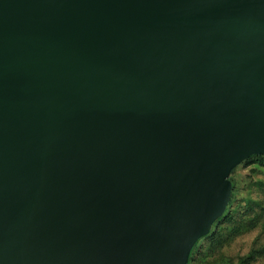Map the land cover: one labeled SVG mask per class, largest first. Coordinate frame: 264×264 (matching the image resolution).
Segmentation results:
<instances>
[{
  "label": "water",
  "instance_id": "obj_1",
  "mask_svg": "<svg viewBox=\"0 0 264 264\" xmlns=\"http://www.w3.org/2000/svg\"><path fill=\"white\" fill-rule=\"evenodd\" d=\"M264 153V0H0V264H187Z\"/></svg>",
  "mask_w": 264,
  "mask_h": 264
},
{
  "label": "rangeland",
  "instance_id": "obj_2",
  "mask_svg": "<svg viewBox=\"0 0 264 264\" xmlns=\"http://www.w3.org/2000/svg\"><path fill=\"white\" fill-rule=\"evenodd\" d=\"M230 177L232 197L188 264H264V155L244 159Z\"/></svg>",
  "mask_w": 264,
  "mask_h": 264
},
{
  "label": "trees",
  "instance_id": "obj_3",
  "mask_svg": "<svg viewBox=\"0 0 264 264\" xmlns=\"http://www.w3.org/2000/svg\"><path fill=\"white\" fill-rule=\"evenodd\" d=\"M262 155H264V153H263V154L251 155V156H249L248 158L253 157V156H262ZM248 158H246V159H248ZM233 169H234V168H233ZM233 169H232V170H233ZM231 172H232V171H231ZM229 178H230V180H231V182H232V191H233V188H234V181L232 180V178H231L230 176H229ZM232 194H233V193H231V197H232ZM222 215H223V214H222ZM222 215H221V216H222ZM221 216H219L215 221H217ZM215 221L213 222V224L215 223ZM213 224H212V225H213ZM208 233H209V232H208ZM208 233H207V234H208ZM204 236H205V235H204ZM199 239H200V238H199ZM199 239H198V240H199ZM198 240L196 241V243L198 242ZM196 243H195V245H196ZM195 245H194V246H195ZM194 246H193V247H194ZM192 251H193V248L191 249V252H190V255H189V259H188V263H189V260H190V258H191ZM188 263H187V264H188Z\"/></svg>",
  "mask_w": 264,
  "mask_h": 264
}]
</instances>
